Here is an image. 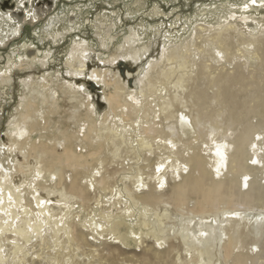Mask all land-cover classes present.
<instances>
[{
  "label": "bare ground",
  "instance_id": "6f19581e",
  "mask_svg": "<svg viewBox=\"0 0 264 264\" xmlns=\"http://www.w3.org/2000/svg\"><path fill=\"white\" fill-rule=\"evenodd\" d=\"M153 9L156 11L158 7ZM145 10L144 14L149 20L153 12ZM98 15L96 19L99 23H93L92 20L90 24L106 48L111 39L107 29L117 27L114 18L119 16L111 10L105 11L103 16ZM178 16L179 26L175 28H189L190 25L186 24L189 22L188 17L184 19ZM16 17L11 14L6 17L0 15V20L5 22H0V30L5 31L3 25H6V28L11 29V34H16L20 30L15 26ZM27 18L23 17L22 20L27 21ZM34 18L40 20L38 15ZM55 18L51 22H55ZM245 18L244 15L242 19ZM82 22V19L71 17L69 25L62 27L66 26L65 31H70ZM62 27L50 33L53 39H56L59 31L64 30ZM248 27V30L244 29L233 19L222 15L211 25L197 23L191 29V40L184 41L183 45L164 47L160 60L150 61L144 73L142 58L150 52V46L142 41L143 36L146 32L162 36L164 29L160 25L141 23L139 27H130V33L117 47L124 52L123 57L117 53L108 54L97 59L98 62L92 58L90 51L85 53L90 48H83L82 40L74 44L73 54L67 59L66 65L76 72L78 83H94L93 91L100 100L101 94L97 89L107 81L113 84L115 94L108 100L102 97L101 101L107 102V106L114 110L113 116L119 121L106 128L110 121L104 120L98 125L99 121L90 119L91 131L83 140H93L109 148L114 158L123 149H132L139 157L163 152L161 162L158 161L153 171L148 169L154 164L136 165L133 174L127 177L135 185L134 188L128 187L123 181L121 188L119 185L108 187L102 179V174L108 170L103 166L106 161L103 158L105 150L101 147L93 154V161L98 159L99 168L87 162V157L78 156L68 147L63 135L60 139L52 135L55 141L50 145L45 142L44 137H47L43 135L32 140L22 137V130H26L22 127L36 124L39 118V110L32 107L37 96L22 97L16 107L19 114L11 122V131L0 142V168L5 167L6 159L17 165V172L11 180H5L3 176L0 179V214L11 210L13 216L10 225L0 220V256L3 257L2 242H11L8 249H13L14 254L25 250L34 236L41 241V245L47 247L49 241L57 245L60 235L67 243L68 239L70 242L75 241L77 250L83 247L82 244L95 246L88 240L90 230L91 234L104 237L113 233L121 244H127L130 238L143 244V236H146L152 238L153 241H150L155 244L168 245L164 250H153L152 245L146 247L145 250L152 257L141 260L131 256L132 263L264 264V185L260 179L264 174V28L253 23H249ZM6 37H0L4 45ZM28 47L33 49V46ZM34 51L37 54L28 53L20 61L15 58L16 51L11 52L14 57L10 58L9 66L4 70L0 68V84H10L14 70L23 67L28 60L45 65L46 61L38 58L41 55L39 50ZM91 60L93 65L96 64L94 67H91ZM106 64L115 69L112 70ZM141 65L143 67L138 68ZM68 85L72 86L73 83L68 81ZM8 89L1 88V92ZM33 92L45 97L47 108L55 105L52 97L48 98L35 89ZM126 93L138 94V104H132L130 99L121 96ZM78 94L74 93V96ZM106 104L100 108L96 105L99 110L96 117L101 116ZM123 123L127 125L125 128ZM136 130L140 136L133 139L132 132ZM81 158L84 164L79 162ZM251 160L255 165L250 164ZM68 169L78 175L76 180L70 181V185L65 183ZM103 169L105 171L102 173ZM167 174L175 184L171 188L172 196L163 200L159 189L165 184ZM53 176L56 177L55 181H52ZM48 181L53 182L55 190L45 188L49 186ZM73 183L76 188H73ZM242 184H248L245 191H242ZM139 188L147 190V193L143 194ZM91 192L96 206L105 203L102 199L110 193L112 199L106 202L111 205L107 207L115 206L127 216L138 213L139 224L145 228V233L142 234L141 230L121 233L119 225L125 223V218L122 214L112 213L111 209H102L90 220L80 222L79 225L86 231L81 229L77 232L67 222V217L72 215L76 201L81 206L90 202L91 199L88 200L86 196ZM57 199L63 205L59 207L61 212L53 206L58 202ZM123 200L126 209L120 206ZM10 201L13 207L8 206ZM135 206L142 207L136 211ZM99 217L105 219V226L100 225ZM9 226L15 234L13 240H10ZM172 239H177L178 243H173ZM29 245L33 250L34 242ZM102 245V249L95 246L90 251L95 261H104L106 264L125 262L115 255L117 250L113 246L107 242ZM65 261L69 264V257Z\"/></svg>",
  "mask_w": 264,
  "mask_h": 264
},
{
  "label": "rangeland",
  "instance_id": "374dc122",
  "mask_svg": "<svg viewBox=\"0 0 264 264\" xmlns=\"http://www.w3.org/2000/svg\"><path fill=\"white\" fill-rule=\"evenodd\" d=\"M262 2H264V0H243V2L242 0H53L54 5L50 10H47L45 13L41 11L42 9L39 10L40 14H37L40 19L39 21L36 22L35 18H30L27 21L23 19L21 23L15 24L18 26H16L18 30L20 29V32L18 31L19 34L18 32H16V34H11V29L6 28L7 26L3 25L5 31L0 30V37L1 35L8 37H6L4 41L6 45L0 41V68L3 67L4 70L5 67L9 66L11 62L10 58H12V56L14 57L11 53L13 51H16L17 55L15 58L20 61L21 57L26 58L28 53L37 54V51L33 52V50H39V54L41 55H38V58L44 59L46 62L45 65H41L40 63H31V61L28 60L27 63L25 62L26 64L24 63L25 65L23 64V67H17L16 69L13 68V70L15 69L12 73L14 76L13 79H11L10 84H0V142L4 135L11 131V122L19 114L16 107L21 102L22 97L24 98L27 96L29 98L37 96L35 100L33 99L34 101L32 100V107L34 108L35 106L39 110V118L37 119L36 124L30 123L28 127H22L26 129L22 130V132H24L22 135L23 138H31L30 140H32L33 138H40L43 135L47 137H44L45 142L50 145V143H54L55 141L52 135H55L56 137L59 136V139L62 138L61 135H63V141L66 142L65 144H67L68 147H71V149H73L78 156L87 157V162L94 164L99 168L100 165H98V159L93 161V154L97 152V148L101 147L105 150L103 158L106 161L103 166L108 170L106 174L103 173L105 169L102 170V179L105 182V185L108 187L119 185L121 188L123 186V181L126 182L128 187L134 188L135 185L128 179V175L133 174L134 169H136V165L143 166L147 164H154V166H152L151 169H148V171L156 170L158 161L159 163L161 162L163 152L158 151L152 155H149L148 153L147 155L142 154L143 156L139 157L134 150L123 149L119 156L114 158L111 157L109 148L103 147L101 144H96L93 140H83L84 136L88 134V131H91V125L89 124L90 119L99 121L98 125L102 124L104 120L110 121V124L106 128L118 124L119 121H117L113 116L114 110L107 106V102H104L106 106L103 111H101V116L96 117L97 112H99L95 102L97 93L90 90L88 83H78L76 81L78 78H75L77 76L76 72L66 65L67 59L73 54V45L79 40H82V44L84 45L83 48H90L89 50L86 49L87 51H85V53L90 51V53H92L91 56L95 61L99 58H104L108 54L117 53L120 57H123L124 52L120 51L117 47L121 45L124 37L130 33V27H139L141 23H144V25L148 23L160 25L164 29L162 36L148 32H146L143 36L142 41L147 42L150 46V52L145 54V57L143 56L142 58V64L144 66L142 71L144 73L145 68L149 65L150 61L160 60L164 47H169L172 44L183 45L184 41L191 40L190 34L193 35V30L191 29L194 28L197 23L203 22L206 26L208 24L211 25L216 23L218 17H221L222 15L223 17L233 19L237 22V24L239 23L240 27L242 26L247 30L249 28V23L256 24L259 28L262 26L264 28V5H261ZM46 7H48V5H46ZM154 7H158V9L155 11L153 9ZM39 8H42L41 5ZM145 9H150L149 11L153 12V14H150L149 20L147 19L148 16L146 17V14H144V11H146ZM108 10L117 13L119 17L116 16L114 18L117 22V27L107 29L109 30V33H111V39L108 42V47L104 48L97 36L96 29L92 27L90 21L92 22L93 20V23H99V20L96 19L99 17L98 14L103 16L105 15V11ZM205 10L209 12L204 13L206 12ZM178 15H181L184 19L185 17H188L189 22L186 24L190 25L189 28L187 27L186 29H183V26L175 28L176 26H179V23L177 22L179 18ZM244 15L246 18L242 19ZM54 16H56V21L51 22ZM71 17H75L76 20L82 19L83 22L82 24H77V26L75 25V29L65 31L66 26L62 27V25H69ZM202 18L203 20H200ZM15 20L20 19L16 18ZM221 20L222 18L219 19V21ZM1 21L2 23H5L3 20H0V22ZM186 24L185 26H187ZM50 25H55V27L51 28L49 27ZM58 27H62L64 30L59 31L60 34L58 32L56 39H53V37H51L52 34L50 33L57 32V29H59ZM166 29H168V31H166ZM25 45L26 47H24ZM28 46H33L32 51L30 50L29 52L30 48ZM75 49L78 51L77 45H75ZM24 60L26 61L27 59ZM95 65H92L91 67H94ZM106 65L112 70L115 69L114 66H110V64ZM252 65L258 69L256 63H253ZM143 66L141 65L138 68ZM250 69H252V67H250ZM152 73L156 74L153 70ZM68 81L73 83V85L69 86ZM11 83L13 86H11ZM5 87L10 89L6 90V92H1V88L4 89ZM72 87H74L80 94L74 91ZM114 88L113 84H110L108 81L106 83H102V86L97 89V92H100L101 94V100H103L102 97H106L108 100L112 94H115ZM34 89L42 92L48 98L52 97L55 100V105L47 108L48 105L45 103V97L43 98L40 93H34ZM74 93L78 94V96H74ZM121 96H124L125 99H130L132 104H138V94L136 93H126L121 94ZM82 103L85 105H82ZM116 108L117 106L115 105L114 109ZM87 111H89L90 114L87 115ZM123 126L125 128L127 125L123 123ZM103 131L106 132L105 129H103ZM132 135L133 139H136L140 136V133L136 130V132H132ZM51 138H53L52 141ZM26 149L28 150V148ZM31 158H33V156H31ZM79 162L84 164L83 158H81ZM250 164L255 165V162L251 160ZM4 165L5 167L0 168V179L1 176H3L5 180L9 181L16 174L17 165L15 162L12 163L11 160L7 159L4 162ZM77 177L78 175L76 172L72 169H68L65 173L66 185L72 184L70 181L73 182L77 179ZM249 179L250 177L247 180ZM260 179L261 183L264 185V174ZM55 180L56 177L53 176L52 181ZM52 183L53 182L48 181L47 185L49 186H46L45 188L55 190L54 184ZM174 184V180L167 174L165 184L159 189L160 193H162L160 195L163 200L172 196L173 192H171V188ZM73 188H76L74 183ZM246 188H248V184H242V191H245ZM139 191L143 192V194L147 193V190L145 189L139 188ZM0 192H2L1 186ZM93 196V192L87 195L86 197L88 200H91L83 206L76 201L73 206L74 209L72 215L67 217V222L71 223L77 232H80L81 229L86 231V229L79 225L80 222L90 220L102 209H111L112 213L122 214L125 218V223L119 225L121 233H127L131 230H141L142 234L145 233V228L139 224L140 218L138 217V213L127 216L126 214L118 211L115 206L110 208L107 207L111 205V203L108 204L106 202L108 199L109 201L112 199V195L110 193L103 197L106 200L102 199L105 203L103 202L100 206L95 205V202L92 199ZM60 203L61 200H58V202L53 204L54 208L58 209V212H61V208L63 206H61ZM10 205H12V202L8 206ZM124 205H126V202L123 200L120 206L126 209ZM15 206L17 209L16 204ZM66 206L68 205L66 204ZM11 207H13V205ZM141 207L142 206L136 207V211H139ZM161 208L162 211H164V206L161 205ZM0 220L10 225L13 221L12 211H3L0 214ZM98 220L100 221L99 223L101 226L106 225L104 218L99 217ZM10 227L11 226L7 229L10 230V240H13L15 234L14 231H11ZM46 227L47 226H45V228ZM46 230L48 229L46 228ZM91 232L92 231L89 230L88 240L92 245L94 244L95 246H98V248L102 249L104 247L102 243L107 242V244L113 246V248L117 250L115 255H118V259H123L125 261L123 263L116 261L111 264H141L130 262V257L134 256L135 258H139L141 260L145 258L150 259L152 256H149L148 251L145 250L146 247L148 248L152 245L153 250L158 248L159 250H164L168 247L167 244H162V246L155 244L152 242V238L148 239L146 236H143V240L145 241L143 244L135 242L132 238L128 239L127 244H121L119 239L115 238L116 235L113 233L104 237L98 236L97 234H91ZM61 233L62 232L58 235ZM50 238L52 239L51 235ZM54 239L55 238H53V240ZM171 241H173V243H178L177 239H172ZM33 242L34 248L32 250L29 243L33 244ZM6 243L7 244H4L2 242L1 255L3 257L0 256V258H2L3 261L0 259V264H20L21 262V264H57V262L67 264L68 261L65 260L68 257L69 264H88L89 262H93L95 264H106L104 261H99L100 263L95 261V257L90 255L93 247L95 246L89 247L82 244L83 247L77 250V244H75V241L70 242L68 239L67 243V240H65L62 235H60V239L57 240V245L49 241L48 247L45 244L41 245V241L34 236L31 241L27 243L28 245L25 247V250H20V252H16L14 254L12 253L13 249H8L11 247V242ZM155 246H157V248ZM41 247L43 249H41Z\"/></svg>",
  "mask_w": 264,
  "mask_h": 264
},
{
  "label": "flooded vegetation",
  "instance_id": "af4514ba",
  "mask_svg": "<svg viewBox=\"0 0 264 264\" xmlns=\"http://www.w3.org/2000/svg\"><path fill=\"white\" fill-rule=\"evenodd\" d=\"M40 5L42 8H39ZM46 5H48V7H46ZM53 5V0H0V15H3L5 17L10 14L14 15V17H16V15L18 17L22 15L25 18L28 16V20L30 18H34L35 15L40 14V9H42L41 11L45 13L47 12V10H50ZM17 21L18 20H16V24L18 23ZM35 21L37 22L39 20L35 19ZM90 63L92 65L94 64L92 60L90 61Z\"/></svg>",
  "mask_w": 264,
  "mask_h": 264
},
{
  "label": "water",
  "instance_id": "95a60500",
  "mask_svg": "<svg viewBox=\"0 0 264 264\" xmlns=\"http://www.w3.org/2000/svg\"><path fill=\"white\" fill-rule=\"evenodd\" d=\"M22 18H23V16L20 15V16H19V19H20V20H18V23H21ZM16 26H17V25H16ZM29 52H30V50H29ZM88 84H89V88H90V90L93 91V89H94V87H95L94 83L92 82V84H91V82H90V83H88ZM96 104H97V107H98V108H100V107H102V106L105 105V104L99 99V97H96Z\"/></svg>",
  "mask_w": 264,
  "mask_h": 264
}]
</instances>
